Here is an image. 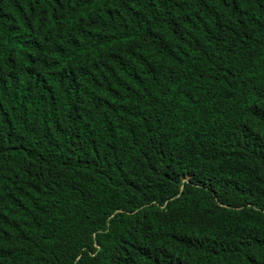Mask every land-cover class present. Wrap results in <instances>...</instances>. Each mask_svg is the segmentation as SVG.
<instances>
[{
  "label": "trees",
  "instance_id": "obj_1",
  "mask_svg": "<svg viewBox=\"0 0 264 264\" xmlns=\"http://www.w3.org/2000/svg\"><path fill=\"white\" fill-rule=\"evenodd\" d=\"M0 264H264V0H0Z\"/></svg>",
  "mask_w": 264,
  "mask_h": 264
}]
</instances>
